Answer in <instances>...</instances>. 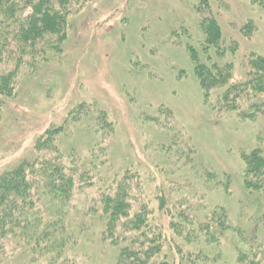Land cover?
I'll return each instance as SVG.
<instances>
[{"label":"rangeland","instance_id":"374dc122","mask_svg":"<svg viewBox=\"0 0 264 264\" xmlns=\"http://www.w3.org/2000/svg\"><path fill=\"white\" fill-rule=\"evenodd\" d=\"M78 4L61 49L33 68L23 65L12 96L3 98L0 174L40 153L54 163L62 156L53 153L57 147L35 151L34 145L39 138L55 140L59 151L75 149L80 173L95 159L103 162L89 178L83 174L85 184L70 202L74 213L100 199L104 171H128L126 176L134 174L132 195L143 192L150 199L168 239L174 233L170 225L184 227L186 219L217 206L226 209L233 226L248 228L242 209L252 210L253 203L242 183V156L257 148L264 153V115L247 119L237 115L242 112L213 110L215 98L205 97L192 50L199 62L212 63L223 60L218 50L232 44L236 50L227 48L225 60H234L236 81L245 78L248 56H264V0ZM210 16L223 40L219 49L205 50L201 23ZM156 190L159 200H151ZM185 198L192 202L187 211ZM79 223L75 245L59 263L116 264L117 250L102 238L97 215L82 235ZM237 236H225L213 264H234ZM28 257L8 255L0 264H27Z\"/></svg>","mask_w":264,"mask_h":264},{"label":"trees","instance_id":"16d2710c","mask_svg":"<svg viewBox=\"0 0 264 264\" xmlns=\"http://www.w3.org/2000/svg\"><path fill=\"white\" fill-rule=\"evenodd\" d=\"M78 3L80 0H0V110L4 107L3 98L14 92L19 69L27 64L33 68L38 60L61 49L69 15L75 6L83 4ZM201 24L204 49H219L223 36L217 19L204 17ZM227 48L236 50L232 44ZM227 48L218 50L223 60L212 63L199 62L192 50L195 74L205 97L215 98L216 104L210 107L219 113L242 112L237 115L258 118L264 115V56H248L243 64L248 72L245 78L236 81L234 60H225ZM207 58L210 60L212 55ZM34 146L35 151L58 148L55 140L40 138ZM57 148L53 153L62 156H57L54 163L40 153L0 174V257L26 254L27 264H65V260L59 261L75 245L79 221L82 235L89 227L88 219L97 215L103 222L102 238L117 250L116 264H213L220 260L221 245L229 232L238 234L234 264H264L261 149L242 156V183L253 203L252 210L242 209L250 221L248 228L233 226L226 209L217 206L202 217L186 219L184 227L169 224L174 233L168 239L162 233L164 224L150 199L143 192L132 195L134 174L128 177V171L123 174L104 171L100 199L92 198L87 207L74 213L76 207H71L70 202L85 184L82 177L87 176L83 174L89 178L90 172L103 162L95 159L80 173L73 163L78 159L75 149L62 152ZM157 191L149 194L151 200H159ZM184 200L187 211L192 202L190 198ZM166 203L158 207L160 213ZM168 209L171 212V207ZM74 219L77 225L73 224Z\"/></svg>","mask_w":264,"mask_h":264}]
</instances>
